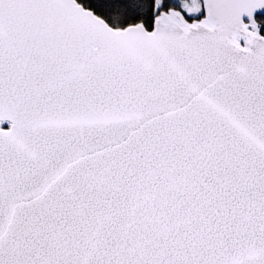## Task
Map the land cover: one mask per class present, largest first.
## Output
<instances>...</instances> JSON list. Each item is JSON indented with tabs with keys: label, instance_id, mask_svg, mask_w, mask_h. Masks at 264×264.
Segmentation results:
<instances>
[{
	"label": "snow or ice",
	"instance_id": "1",
	"mask_svg": "<svg viewBox=\"0 0 264 264\" xmlns=\"http://www.w3.org/2000/svg\"><path fill=\"white\" fill-rule=\"evenodd\" d=\"M0 264H264V0H0Z\"/></svg>",
	"mask_w": 264,
	"mask_h": 264
}]
</instances>
